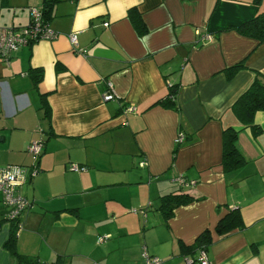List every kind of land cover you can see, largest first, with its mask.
<instances>
[{"label": "crops", "instance_id": "obj_1", "mask_svg": "<svg viewBox=\"0 0 264 264\" xmlns=\"http://www.w3.org/2000/svg\"><path fill=\"white\" fill-rule=\"evenodd\" d=\"M43 1L0 0V16L7 9L12 26H26L29 8ZM132 8L145 22V34L130 18ZM260 12L264 0H57L49 22L58 36L22 48L9 62L0 58V169L28 165V146L43 139L39 165L45 173L39 179L45 175L53 184L54 171L69 174L67 163L74 159L63 151L88 155L89 148H101L116 154L110 164L121 174L102 176L105 185L122 187L130 201L118 190L101 196L94 190L88 212L82 194L97 187L92 179L104 169L94 173L83 161L89 171L80 173H88L90 183L82 178L74 185L71 177L38 193L33 181L36 207L25 218L19 253L47 263L63 256L67 264H78L76 257L96 255L99 263L139 264L146 246L161 264H200L192 260L205 245L212 264H264V111L255 115L263 129L256 136L232 111L258 74L264 76V42L238 30ZM243 61L229 80L226 69ZM38 69L44 75L37 83L31 72ZM109 81L115 98L105 101ZM169 83L179 86L178 108L159 103L170 96ZM229 127L237 131L236 146L247 160L232 171L222 164ZM181 132L189 141L174 158ZM180 176L196 183L182 187ZM169 193L192 199L166 219L160 205ZM73 194H81L80 203L67 200ZM3 197L0 192V264H17L5 246L12 226ZM114 199L121 205L109 204ZM123 206L145 211L123 214ZM233 208L240 209L244 227L219 233L218 223ZM118 218L124 219L119 225ZM205 232L197 251L191 250ZM102 234L111 235L103 245Z\"/></svg>", "mask_w": 264, "mask_h": 264}, {"label": "trees", "instance_id": "obj_2", "mask_svg": "<svg viewBox=\"0 0 264 264\" xmlns=\"http://www.w3.org/2000/svg\"><path fill=\"white\" fill-rule=\"evenodd\" d=\"M57 0H44L43 4L45 7V18L49 21L50 15H51V8L54 5V3ZM6 2V0H4ZM257 4H261L262 0H255ZM129 16L133 20V23L139 32V34H145L147 32V27L145 25V22L143 21L142 17L140 16L139 12L136 8H132L129 11ZM49 17V18H48ZM31 18V17H30ZM31 22V19H30ZM30 24V23H29ZM28 24V25H29ZM238 30L243 32V34H246L248 36H253L259 40V42H264V12L257 13L252 19L244 22L242 25L238 27ZM34 44V43H33ZM33 44H30L29 46H32ZM244 67V61L234 65L228 69H226L227 78L229 80L233 79L235 75ZM39 71L33 70L31 72L32 77L36 80L38 83L39 80L43 78V69H38ZM37 74V75H36ZM261 73L258 74V76L255 78L254 82L251 84V86L236 100V102L232 106V111L236 115V117L239 119V121L245 126L252 129L254 136L259 135L263 132V129L261 126L256 124L255 122V115L259 111H264V83L259 79ZM171 93L170 96L166 99L160 100L159 103L163 104L164 107H175L176 106V96L178 94V88L179 86H175L174 84L170 86ZM224 139H223V160L222 164L224 167V170L226 171H232L234 169H237L244 165L247 160L245 157L239 152L237 146H236V140H237V131L232 128H226L224 130ZM189 139H185V141L177 144L174 150V158L176 157L179 149L183 144L187 143ZM46 142L44 141V145ZM45 148V146H44ZM43 148V150H44ZM42 156V153L38 156L40 162V157ZM36 163L37 165V174L36 176H33V173L35 170L32 169V164L28 165H15L19 166L21 168V171L27 176L28 183H33L34 178L37 177L40 172L42 171L40 165ZM82 167H87L84 165H80ZM25 195V194H24ZM192 197L188 194L181 193V194H175V193H169L161 197V205L160 209L164 213V216L166 219H169L174 215V210L181 204L187 203L191 201ZM34 203V202H33ZM4 204V203H3ZM5 206V205H4ZM9 209V208H8ZM33 209V208H32ZM32 209L29 212L32 211ZM7 207L5 206L4 209V215L6 217L7 213ZM72 212V211H71ZM28 215V214H27ZM23 218V223L25 222L26 216ZM7 221V220H6ZM11 232L9 239L7 240L5 246L10 251L13 258L16 260L17 264H67V260L63 256H59L56 262L47 263V262H41L39 261L38 257L34 256H27L19 253L17 249V240L19 236H17V230L18 227L15 225V223L11 224ZM24 227V224H23ZM243 228L244 222L242 218V213L239 208H233L230 210V212L220 220L217 226V231L221 234L227 233L230 230H233L235 228ZM207 232V231H206ZM206 232L203 233L199 239L198 242L199 245H193L191 246V250L197 251V248L202 244L203 237L206 236ZM253 248L255 251L258 250L259 244L254 243ZM199 248L200 252L201 250H206L207 246L202 245ZM190 250V248H189ZM199 252V253H200ZM200 255H197L196 257H193L194 262L198 261L200 262ZM161 259V258H160Z\"/></svg>", "mask_w": 264, "mask_h": 264}, {"label": "built area", "instance_id": "obj_3", "mask_svg": "<svg viewBox=\"0 0 264 264\" xmlns=\"http://www.w3.org/2000/svg\"><path fill=\"white\" fill-rule=\"evenodd\" d=\"M29 11L31 16L29 25L21 27L0 25V58L2 60L9 62L12 56L22 48L40 40H52L58 36V33L51 28L50 22L45 18L44 4L30 7ZM70 38L73 45L77 43L76 34H71ZM108 84L109 91L103 96L105 101H110L115 98L114 85L111 81H109ZM129 110H134V107H130ZM185 139L186 135L181 132L178 134L175 141L179 144L185 141ZM44 146L43 139L33 140L28 146V150L34 158H38ZM141 166H145V162H142ZM32 169L35 170L33 176H36L38 171L36 163H32ZM86 169L87 167H82L78 164L72 166V170L76 172H84ZM27 181V176L21 171L19 166L9 165L0 169V192L3 193V203L8 210L6 213V220L11 224L15 223L18 227L17 236L20 235L23 229V218L28 214V211L33 208L34 204L33 201H30L22 192V187ZM177 182H179L182 187L193 186L196 183L194 180H187L184 176L177 178ZM105 239H107V237L101 236L99 242H103ZM143 252L142 261L139 264H161L162 260L157 256L150 255L146 246H144ZM199 259L200 264H212L208 260L204 250H201ZM192 262H194V260H192Z\"/></svg>", "mask_w": 264, "mask_h": 264}, {"label": "rangeland", "instance_id": "obj_4", "mask_svg": "<svg viewBox=\"0 0 264 264\" xmlns=\"http://www.w3.org/2000/svg\"><path fill=\"white\" fill-rule=\"evenodd\" d=\"M29 10H30V8H29ZM9 17H10L9 10L4 9L2 11L1 16H0L1 25H3V26H12L11 25L12 24V18H11V20H7V19H9ZM169 84H170L169 87L173 85V83H169ZM176 144H178V143H176ZM109 147H111V146L109 145ZM44 151H45V148L42 151V155H43ZM63 152H64V154H68V155H69V153H71L72 157L74 158L72 160H69V162L67 163V166H68L67 172L69 174H67V175L61 174L60 173L61 171H59V169H56L52 175H55L57 177L58 181H56L53 184H50V181H49L48 177H46L45 175H43L42 178L39 179L41 177V175L43 173H45L44 171L40 172V174L37 177L34 178V184H35V182L38 181V193L43 191V190H45V188L48 185H50L52 188H54L55 186L65 185L66 183H69L71 177L73 178V182L72 183H74V185L77 183V181L79 179H82V178H83L82 180H84L85 183H90V176H86L85 175V174H88V173L82 174L80 172H76V171L72 170V166H74V164L81 165V164H79V161H83V163H86L87 165L88 164L93 165V168L91 169L89 167V169L92 172H94V173L98 169L99 170L104 169V171H102V173H100L101 175H96L92 179L94 182L95 181L97 182V187L95 189H93V190H90L89 193L82 194L85 197V199L88 201L87 203L86 202L82 203V205H84V208H86V210L88 212H90L92 210V208H93V206H90L89 201H90V196H93V195H90V194H92V191H94V190H96L98 192L99 196H101L103 192L117 193V190H118V195L122 199H125L126 201H130V195L126 193L125 189H123L122 187H114V188L108 189V187H107L108 185L106 186L105 183H104V180L102 179V176L103 177H113V176L121 175L120 172H118L119 169L116 166H113V167L111 166L112 163H115V160L117 158L116 154L111 153V151L110 152L103 151V149H101V148H99L98 150L96 148H89L88 149V155H87V151H86V153H82V152H79L76 149H73L72 151H63ZM30 156H31L30 157L31 159H30V163L29 164L38 163L39 158H34V156L32 154ZM100 157H102V160L100 159ZM105 158L108 159L109 161H104ZM41 159H42V157H40V160ZM86 160H92V162H88ZM130 161H131L130 159H126V167L130 166ZM54 162H55V164H57L56 160H54ZM122 163H124V162H122ZM57 167H59L58 164H57ZM102 167H104V168H102ZM89 169L87 168L86 171H84V172H88ZM108 169H110V170H108ZM50 176L51 175H49V177ZM85 176L87 177L86 180H85ZM78 182L80 183V181H78ZM34 187L35 186L33 185V183H28L27 185L25 184L22 187V192L24 194H28L29 195L28 198L30 199V201H34L33 207L35 208L36 207V202H35V200L33 198ZM80 196H81V194H73V195L68 196L67 200H69V202H71V203H80V201H79L80 200ZM56 200H58V199H56ZM47 201H48V199L45 202H47ZM109 204H114V205H119V206L121 205L120 202H118L115 199L114 200H110ZM76 207H78V206H76ZM121 209L124 211L123 214H125V213H127V214H135L136 213L137 214V212H141L143 214L144 211H145V208H140V207L134 208L132 206L131 207L127 206L126 209L123 206V208H121ZM105 210H106V206H105ZM110 219H111V221L113 220V218H110ZM123 221H124L123 218H118L116 220V224L119 225ZM84 226L85 227H89V228L92 227V225H88V224H85ZM101 236L109 238L111 235L110 234H102ZM109 241H110V239L107 240L106 242H104L103 244H106ZM100 243H101V245H103L102 242H100ZM101 245H99V246H101ZM143 253H142V255H143ZM95 256L96 255H94L90 259H83L82 257H76L75 258L76 259V263H78V264H104L103 262L102 263L97 262L98 259H96ZM109 259L111 261L114 260V258H112V257H110Z\"/></svg>", "mask_w": 264, "mask_h": 264}, {"label": "water", "instance_id": "obj_5", "mask_svg": "<svg viewBox=\"0 0 264 264\" xmlns=\"http://www.w3.org/2000/svg\"><path fill=\"white\" fill-rule=\"evenodd\" d=\"M259 79L264 83V76H260Z\"/></svg>", "mask_w": 264, "mask_h": 264}]
</instances>
